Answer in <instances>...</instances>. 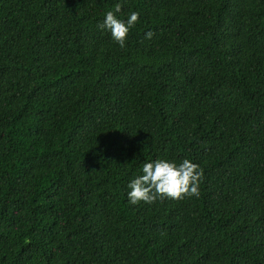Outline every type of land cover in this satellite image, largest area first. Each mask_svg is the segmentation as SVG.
<instances>
[{"label": "trees", "instance_id": "16d2710c", "mask_svg": "<svg viewBox=\"0 0 264 264\" xmlns=\"http://www.w3.org/2000/svg\"><path fill=\"white\" fill-rule=\"evenodd\" d=\"M0 264H264V0H0Z\"/></svg>", "mask_w": 264, "mask_h": 264}, {"label": "clouds", "instance_id": "9594fccd", "mask_svg": "<svg viewBox=\"0 0 264 264\" xmlns=\"http://www.w3.org/2000/svg\"><path fill=\"white\" fill-rule=\"evenodd\" d=\"M121 11L122 4H115L114 11L110 10L105 14L103 23L99 27L109 30L112 38L123 48L129 30L138 22L139 13L133 11L127 20H122L116 15ZM153 35L151 31L146 33L149 39ZM142 173L128 184L130 191L127 195L129 202L133 205L141 201L152 204L157 199L164 198L176 200H182L185 197L198 198L199 186L204 176L203 169L189 159H184L177 164L157 158L152 162H145Z\"/></svg>", "mask_w": 264, "mask_h": 264}]
</instances>
